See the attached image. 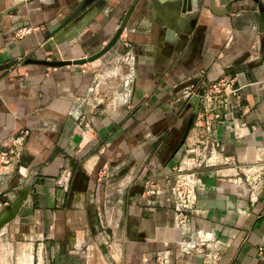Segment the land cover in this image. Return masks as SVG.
<instances>
[{
    "label": "crops",
    "instance_id": "1",
    "mask_svg": "<svg viewBox=\"0 0 264 264\" xmlns=\"http://www.w3.org/2000/svg\"><path fill=\"white\" fill-rule=\"evenodd\" d=\"M84 1L0 0V149L28 131L19 161L0 166L1 208L27 192L0 240L15 235L30 247L28 261L47 264H156L162 253L171 264H212L214 251V264H264V176L252 194L245 169L264 166V0H140L98 59L26 62L95 53L133 0H90L76 11ZM21 27L32 31L13 38ZM125 41L133 84L99 103L97 71ZM221 74L241 89L247 110L236 118L245 127L216 126L223 154L196 168L199 213L190 219L221 247L180 254L171 207L162 197L147 206L141 193L179 162L192 134L191 125L183 139L195 114L181 87Z\"/></svg>",
    "mask_w": 264,
    "mask_h": 264
},
{
    "label": "built area",
    "instance_id": "2",
    "mask_svg": "<svg viewBox=\"0 0 264 264\" xmlns=\"http://www.w3.org/2000/svg\"><path fill=\"white\" fill-rule=\"evenodd\" d=\"M31 31L30 27H21L13 31L12 36L22 39ZM123 84L130 85V80H124ZM240 90L236 86V79L225 74L213 79L201 78L197 83L183 85L180 94L184 99L199 98L198 110L191 124L192 134L187 137L180 160L170 172L164 177L152 178L144 183L141 198L147 206H152L156 197H162L171 207L174 226L180 230L176 242L179 244L180 254L203 253L204 248L209 250L214 247L219 250L221 247L219 241L212 239L201 229L196 230L190 222L191 217L199 213L196 208L198 177L195 170L200 166L214 165L223 154V147L215 137L216 126L224 125L236 134L245 127V123L236 118L238 112L244 113L247 110V106L242 103ZM120 97L123 102L127 100L122 94ZM27 135L28 131L24 129L6 139L0 149V166L19 161ZM245 169L253 176V194L258 189L261 176H264V166ZM206 256L211 259L212 264L218 259L216 251L208 252ZM168 257L165 253L158 255L156 264H171ZM146 260L147 258L141 257L137 264H144ZM40 262L47 264L37 256L36 264Z\"/></svg>",
    "mask_w": 264,
    "mask_h": 264
},
{
    "label": "rangeland",
    "instance_id": "3",
    "mask_svg": "<svg viewBox=\"0 0 264 264\" xmlns=\"http://www.w3.org/2000/svg\"><path fill=\"white\" fill-rule=\"evenodd\" d=\"M125 15V14H124ZM124 15L118 22V25L122 21ZM123 49H120L118 55L108 59L107 62L102 64L97 71V79L94 82V87L98 85L97 90L93 92V96L97 98L99 103H104L107 99H116L120 93L127 92V89L133 84L134 78L131 77V73L134 68L135 56L132 52L131 44L127 41L122 45ZM54 55H57L54 53ZM53 54L49 56L50 59H55ZM113 56V55H112ZM130 80V86L124 85V80ZM122 82L121 86H119ZM129 86V87H128ZM189 118L185 120L182 130L185 129ZM2 166V165H1ZM29 246L17 238L10 237L8 234L6 238L0 240V264H26L29 263ZM36 257V256H35ZM31 263V262H30ZM32 264V263H31ZM33 264H36V260H33Z\"/></svg>",
    "mask_w": 264,
    "mask_h": 264
},
{
    "label": "water",
    "instance_id": "4",
    "mask_svg": "<svg viewBox=\"0 0 264 264\" xmlns=\"http://www.w3.org/2000/svg\"><path fill=\"white\" fill-rule=\"evenodd\" d=\"M90 0H85L84 2H82L79 7H77L76 11H79L81 8L84 7V5L86 3H88ZM140 0H133L132 3L130 4L129 8L127 9L122 21L120 22V24L118 25V27L116 28L115 32L113 33L112 37L108 40V42L98 51H96L95 53H92L91 55L85 56V57H80L77 59H63V60H59V59H55V60H32V59H28L26 62H34V63H39V64H44V65H48V66H63V65H68V64H85L87 62H92L96 59H98L99 57H101L102 55H104L106 52H108L112 46L115 44V42L118 40L119 36L121 35L123 29L125 28L136 4H138ZM162 2H166L167 0H161ZM190 1V0H189ZM190 4V2H189ZM170 34L172 33V31H169ZM260 32L264 33V17L262 18V22L260 25ZM189 104L188 106H192L193 107V111L192 113H196L198 110V106H199V98L198 97H192L189 100ZM191 126V120L188 121L186 127H185V131L183 134V139L186 137L189 129ZM27 192H24L14 203L12 204H8L5 208H1L0 207V229L7 224L8 222L12 221L20 206L22 205V203L24 202L25 198H26ZM4 202H6V200L4 199H0V206L2 204H4Z\"/></svg>",
    "mask_w": 264,
    "mask_h": 264
},
{
    "label": "bare ground",
    "instance_id": "5",
    "mask_svg": "<svg viewBox=\"0 0 264 264\" xmlns=\"http://www.w3.org/2000/svg\"><path fill=\"white\" fill-rule=\"evenodd\" d=\"M131 76L132 77H134V74L133 73H131ZM31 262H32V260H31ZM33 263V262H32ZM26 264H31L30 262L29 263H26Z\"/></svg>",
    "mask_w": 264,
    "mask_h": 264
}]
</instances>
